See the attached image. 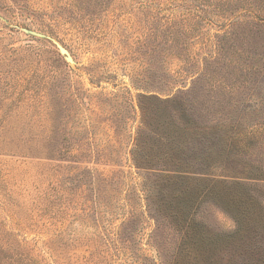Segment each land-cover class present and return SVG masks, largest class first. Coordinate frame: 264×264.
<instances>
[{
    "label": "rangeland",
    "instance_id": "obj_1",
    "mask_svg": "<svg viewBox=\"0 0 264 264\" xmlns=\"http://www.w3.org/2000/svg\"><path fill=\"white\" fill-rule=\"evenodd\" d=\"M230 192L263 247L264 0H0V264H227Z\"/></svg>",
    "mask_w": 264,
    "mask_h": 264
},
{
    "label": "trees",
    "instance_id": "obj_2",
    "mask_svg": "<svg viewBox=\"0 0 264 264\" xmlns=\"http://www.w3.org/2000/svg\"><path fill=\"white\" fill-rule=\"evenodd\" d=\"M157 147H151L147 151L144 148H142L141 150H138V152H140V155H142V158H143L140 161L145 162L144 164L148 166L152 164L164 163V164L172 165L173 169H178L179 167H182V169L187 168V164L184 162V158L178 155V152H174V150H167V149L158 150ZM180 173H184V172L174 170L172 174H175V175L169 176V179H172L174 181L176 179L185 180L184 177H178L176 175ZM219 197L220 199H223V201H227L229 203V206L227 207L228 209H231L230 206L235 209L233 211L234 213L233 217L238 227L237 231L234 234H231L230 236H228L229 250L227 252V258L224 259L225 262H227V264H232L230 257L235 256V253L237 250L236 256L241 257V256L246 255V258H247L246 261L243 259L241 264H251L250 260H252L253 263L256 262V264H264V253H263L264 245L263 247H260V245L258 244L257 245L250 244L251 239H249V236H248V224L250 222L248 221L247 215L249 214V212L252 213V211L248 210L249 206L245 203L244 198L240 195L238 196L234 192H230L229 197H227L226 194L225 195L223 194V196L220 195ZM174 216H177V215H174ZM256 216L258 215L256 214ZM187 219H188V214L182 211L181 214H179L177 218V221L179 224L177 223L176 225L180 226V228H183L182 232H184L187 235V237H189V236L195 235V232L193 231V229H191L192 223L187 222ZM257 224L258 226L261 227V230H262V232H260V236L258 237L259 239L264 238V222H261L258 220ZM254 227L255 226H253V228ZM251 238L253 240L256 237L252 236ZM208 244L210 247H212L209 242ZM233 248H235V250H233ZM203 253L205 252H202V253L199 252V254L204 255ZM250 254H252L253 256L251 257ZM202 255H200L199 258H202ZM225 256L226 254L224 255L223 258H225ZM201 263H204V262H201Z\"/></svg>",
    "mask_w": 264,
    "mask_h": 264
}]
</instances>
